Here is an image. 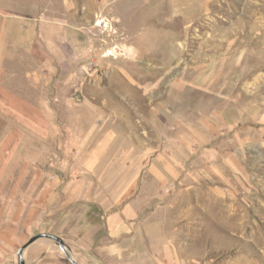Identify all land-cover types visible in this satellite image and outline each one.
Here are the masks:
<instances>
[{
    "label": "rangeland",
    "instance_id": "rangeland-1",
    "mask_svg": "<svg viewBox=\"0 0 264 264\" xmlns=\"http://www.w3.org/2000/svg\"><path fill=\"white\" fill-rule=\"evenodd\" d=\"M120 1L0 0L5 155L65 199L18 250L264 264V0ZM116 208L135 243L94 225Z\"/></svg>",
    "mask_w": 264,
    "mask_h": 264
},
{
    "label": "crops",
    "instance_id": "crops-1",
    "mask_svg": "<svg viewBox=\"0 0 264 264\" xmlns=\"http://www.w3.org/2000/svg\"><path fill=\"white\" fill-rule=\"evenodd\" d=\"M132 2L137 3V0H122L119 3L131 5ZM130 17L126 19L130 20ZM11 128L15 125L3 123L0 129L4 133L0 136V264H15L18 248L31 235L42 233L41 219L48 211L63 205L65 200L60 192L56 193L60 188L58 179L47 183L44 173L16 172L13 153L10 157L5 155L17 138ZM128 211L127 208H116L104 217L95 215L94 225L102 219L108 238L119 244L121 240L135 243L142 234V225L127 221V217H131ZM23 254L25 264H63L55 255L52 257L51 253L42 249L39 242L30 245Z\"/></svg>",
    "mask_w": 264,
    "mask_h": 264
},
{
    "label": "water",
    "instance_id": "water-1",
    "mask_svg": "<svg viewBox=\"0 0 264 264\" xmlns=\"http://www.w3.org/2000/svg\"><path fill=\"white\" fill-rule=\"evenodd\" d=\"M39 236H43L45 238H49L53 241H55L57 243V245L59 246L60 250L62 251V253L64 254L65 258L67 259V261L70 263V264H78L74 259H72V257L68 254V251L66 248H64L62 246V241L60 238H58L57 236H54V235H50V234H40L38 235V237H34L31 239L30 243H32L34 240L38 239ZM26 248H23V249H19L17 252H16V255H17V261L18 263L17 264H25V260H24V250Z\"/></svg>",
    "mask_w": 264,
    "mask_h": 264
}]
</instances>
